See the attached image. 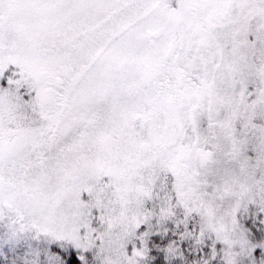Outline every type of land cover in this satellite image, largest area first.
<instances>
[{
    "label": "snow or ice",
    "instance_id": "obj_1",
    "mask_svg": "<svg viewBox=\"0 0 264 264\" xmlns=\"http://www.w3.org/2000/svg\"><path fill=\"white\" fill-rule=\"evenodd\" d=\"M0 264H264V0H0Z\"/></svg>",
    "mask_w": 264,
    "mask_h": 264
}]
</instances>
